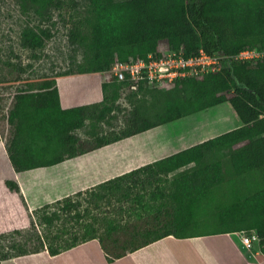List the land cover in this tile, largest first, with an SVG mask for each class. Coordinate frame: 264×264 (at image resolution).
Segmentation results:
<instances>
[{"label": "trees", "instance_id": "16d2710c", "mask_svg": "<svg viewBox=\"0 0 264 264\" xmlns=\"http://www.w3.org/2000/svg\"><path fill=\"white\" fill-rule=\"evenodd\" d=\"M16 1L22 14L39 22L51 21L53 12L66 3ZM85 1L89 13L83 19L90 32L84 33L83 25H76L69 35L72 45L83 48V60L77 69L57 75L108 72L115 62L132 61L138 55L146 57L161 45L183 47L186 56L203 49L210 54L222 52L229 58L221 71L178 78L170 86L152 84L145 89L141 84L133 90L124 82L106 80L102 101L70 108L61 107L55 79L19 88L8 116L13 131L5 144L14 169L52 166L229 102L241 120L239 126L74 195L95 192L96 187L122 189L127 181L140 178L144 182V175L161 183L135 195L129 211L138 218L154 215L160 226L144 231V240L135 243L132 251L169 235L189 238L245 230L258 233L260 239L254 246L264 254V55L255 59L231 57L243 49L264 50V0ZM53 35L51 28L40 23L27 24L21 31V43L36 50ZM126 88L132 95L160 93L163 99L158 110L152 116L138 113L122 131L98 135L92 141L75 133L88 118L104 120L117 106L121 89ZM213 154L218 155L206 159ZM6 183L11 190H19L16 181ZM72 200L71 195L55 201L65 203L61 212H47L54 202L48 203L34 211L37 223L0 233V264L43 249L56 255L95 238L109 254L94 222L82 220L66 227L71 220L68 209ZM165 207L171 210L164 212L166 218L161 221ZM65 210L68 213L63 215ZM56 225L59 227L53 231ZM106 226L111 232L117 223L109 218ZM124 254L116 253L114 257Z\"/></svg>", "mask_w": 264, "mask_h": 264}, {"label": "rangeland", "instance_id": "374dc122", "mask_svg": "<svg viewBox=\"0 0 264 264\" xmlns=\"http://www.w3.org/2000/svg\"><path fill=\"white\" fill-rule=\"evenodd\" d=\"M88 13L89 6L85 0H66L63 8L53 12L51 21L39 22V19L33 16L28 18L22 14L16 0H0V139L4 144L9 141L13 131V125L8 121V116L15 101V92L19 88L37 84L44 79L54 80L57 74L78 68V63L83 60V48L72 45L69 35L76 25H83L84 33L90 32L85 19H83ZM39 23L51 28L53 37L40 49L33 50L24 47L21 43L22 29L27 24L38 25ZM162 99L160 93L132 95L129 88L121 89L115 102L117 106L104 120H97L96 117L88 118L84 126L75 130V133L82 139L92 141L98 135L120 132L138 113L142 116L145 114L152 116L158 110ZM240 123L241 120L232 105L229 102H224L116 141L115 144L134 148L157 147L156 151L168 154L181 150L183 146L188 147L231 130ZM216 155L218 154L208 156L206 159ZM4 157L0 156V159L4 160ZM101 157L104 158L105 155H101ZM142 177L144 182H141L140 178L135 182L127 181L123 184L122 189L103 190L96 187L95 192L97 193L89 191L81 195H72V205L68 209L71 211V220L66 224V227L75 225L82 220L92 221L99 227V235L110 256L114 257L116 253L128 252V250L124 251V248H129V251H132L131 248L135 243L137 244L141 239L144 240L142 236L144 231L160 226V221L158 222L154 215H144L142 218H138L129 211L133 206L135 195L143 191L149 192L158 183H161L152 178L147 179L144 175ZM2 189L5 188L0 187V193H3ZM221 195L220 193V198ZM64 205V202L59 204L54 202L46 210L47 212L53 210L61 212L65 209ZM66 210L63 215L68 213ZM166 210L171 209L170 207L164 208L160 215L161 221L166 218L164 213ZM109 218H113L117 223L116 229L111 232L106 226ZM31 222L32 217L24 204L16 207L14 217L12 214H8L5 209H0V232L7 228L30 227L33 222H36L35 215ZM58 227L56 225L53 231H56ZM208 237L213 241L205 242L207 239H204L203 243H206V246L217 243L219 250H224L220 247L223 244L219 241L239 239L237 233H232L230 236L208 235ZM167 241L170 249L175 248L172 251L177 252L173 240ZM5 242L8 244L7 241ZM179 245L178 248H183L186 253L192 252V254L196 250L194 246L203 247L200 242L191 245H188V242H182ZM155 247L161 248V246ZM246 248H242L245 256L248 255L247 250H249ZM252 249L256 248L253 246ZM262 257L263 255L259 258L264 261ZM137 259L134 258V260Z\"/></svg>", "mask_w": 264, "mask_h": 264}, {"label": "crops", "instance_id": "0c3cea01", "mask_svg": "<svg viewBox=\"0 0 264 264\" xmlns=\"http://www.w3.org/2000/svg\"><path fill=\"white\" fill-rule=\"evenodd\" d=\"M54 78L59 90L61 107L70 108L102 101L104 98L102 85L108 74L105 71H96L62 74ZM0 147V156H5L6 160L0 159V187L5 188L2 189L3 193H0V209H5L14 217L16 207L24 204L32 217V222L34 211L48 203L90 189L171 153H160L156 151L157 147H122L113 142L52 166L16 171L1 139ZM185 147L187 146H183ZM101 155L105 157L102 158ZM7 180L16 181L19 190L11 191ZM19 228H7L0 233ZM232 233H237L239 239L219 241L223 244L220 247L224 250H219L217 243L209 245L211 247L206 246V243H203L204 239H207L205 242L213 241L208 235L189 238L169 235L137 250H128L123 256L112 257L103 248L100 240L95 238L56 255H51L47 249H43L36 253L2 260L1 264H264L259 258L261 255L264 258V254L256 246L255 250L249 249L248 255H244L242 248L246 246L241 239L240 231L211 236H230ZM167 240H173L177 252L172 251L175 248L170 249ZM182 242H188V245L200 242L203 247L194 246L196 250L193 255L192 252L186 253L183 248H178ZM155 246H161L162 251Z\"/></svg>", "mask_w": 264, "mask_h": 264}, {"label": "built area", "instance_id": "2783aa9c", "mask_svg": "<svg viewBox=\"0 0 264 264\" xmlns=\"http://www.w3.org/2000/svg\"><path fill=\"white\" fill-rule=\"evenodd\" d=\"M264 55V50L243 49L232 55L235 59H255ZM229 58L222 52L210 54L203 49L198 54L186 56L183 47L171 48L161 45L156 53L150 52L146 57L138 55L128 62L117 61L107 72V80L115 79L124 82L133 90L143 84L146 89L152 84L170 86L176 79L184 77H200L208 72L221 71L224 60ZM244 245L252 249L259 242L256 231H240Z\"/></svg>", "mask_w": 264, "mask_h": 264}]
</instances>
